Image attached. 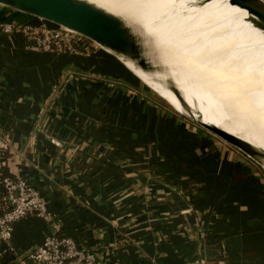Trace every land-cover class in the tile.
<instances>
[{"label":"crops","instance_id":"crops-1","mask_svg":"<svg viewBox=\"0 0 264 264\" xmlns=\"http://www.w3.org/2000/svg\"><path fill=\"white\" fill-rule=\"evenodd\" d=\"M34 20L0 4V162L49 211L16 220L13 245L57 230L101 264H264V171L142 95L112 54L32 49L2 27Z\"/></svg>","mask_w":264,"mask_h":264},{"label":"bare ground","instance_id":"bare-ground-1","mask_svg":"<svg viewBox=\"0 0 264 264\" xmlns=\"http://www.w3.org/2000/svg\"><path fill=\"white\" fill-rule=\"evenodd\" d=\"M88 1L117 15L141 39L144 54L160 69L120 58L176 110L193 119L200 114L264 148V28L246 8L233 0Z\"/></svg>","mask_w":264,"mask_h":264},{"label":"built area","instance_id":"built-area-1","mask_svg":"<svg viewBox=\"0 0 264 264\" xmlns=\"http://www.w3.org/2000/svg\"><path fill=\"white\" fill-rule=\"evenodd\" d=\"M2 27L8 31L19 30L25 45L32 49L80 53L99 49L71 28L50 25L42 18L38 22L7 21ZM2 146L0 143V149ZM0 183L4 188L0 194V256L9 260L7 264H101L93 252L57 230L46 234L33 248L21 252L11 242L14 222L30 214L48 217L49 211L39 191L26 179L4 175Z\"/></svg>","mask_w":264,"mask_h":264},{"label":"water","instance_id":"water-1","mask_svg":"<svg viewBox=\"0 0 264 264\" xmlns=\"http://www.w3.org/2000/svg\"><path fill=\"white\" fill-rule=\"evenodd\" d=\"M252 15V21L264 28V0H233ZM0 4L19 10L56 25L78 32L98 48L116 56L129 68L120 56L133 60L145 70L160 69L144 54L141 39L117 15L88 0H0ZM133 73L134 71L129 68ZM177 95L179 90L171 83ZM180 96V95H179ZM199 114V112L197 111ZM198 117V116H197ZM193 119V118H192ZM212 133L239 148L249 157L263 165L264 148L249 140L199 117L193 119ZM264 166V165H263Z\"/></svg>","mask_w":264,"mask_h":264},{"label":"rangeland","instance_id":"rangeland-1","mask_svg":"<svg viewBox=\"0 0 264 264\" xmlns=\"http://www.w3.org/2000/svg\"><path fill=\"white\" fill-rule=\"evenodd\" d=\"M25 15V14H24ZM114 56V55H113ZM116 57V56H114ZM116 59H118L116 57ZM119 60V59H118ZM127 68V67H126ZM128 71L133 75V78L136 79L137 82H139V86L141 88L142 91V95L148 94L150 99L154 100L155 102H157V104L159 105V107L163 108L165 111L171 112L175 117H177V119L186 122L190 127L198 128L201 129L203 131H207L209 132L213 137H215L216 139L222 141V143H224L227 146L233 147L237 152H239L241 155L245 156L246 158L250 159L260 170L264 171V161H263V165L260 164L259 162H257L256 160H254L253 158L249 157L248 155H246L244 152H242L239 148H237L236 146L230 144L229 142L225 141L224 139H222L221 137H219L218 135L212 133L211 131H209L208 129H206L204 126H202L200 123H198L197 121L193 120L191 117L185 115L184 113L179 112L178 110H176L164 97H162L157 91H155L152 87H150L145 81H143L140 77H138L137 75H135L129 68H127Z\"/></svg>","mask_w":264,"mask_h":264},{"label":"trees","instance_id":"trees-1","mask_svg":"<svg viewBox=\"0 0 264 264\" xmlns=\"http://www.w3.org/2000/svg\"><path fill=\"white\" fill-rule=\"evenodd\" d=\"M36 19L37 20H34L33 22H38V17H36ZM50 25H56L55 23H53V22H50V21H47ZM4 175H10L8 172H7V170H6V168L4 167V166H2V164H1V166H0V179L4 176ZM4 192V188H3V186H2V183H0V194H2ZM184 194L185 195H188L189 197H194V191H191V189H188V190H185L184 191ZM58 233L59 234H67V233H65V232H62V231H58ZM69 235V234H68ZM71 236V235H70ZM74 238V237H73ZM75 239V238H74ZM9 262V260H4V257H2V256H0V263L1 264H7Z\"/></svg>","mask_w":264,"mask_h":264}]
</instances>
